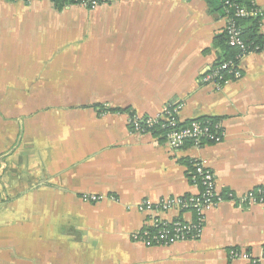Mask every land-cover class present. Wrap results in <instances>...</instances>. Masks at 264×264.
I'll return each instance as SVG.
<instances>
[{
  "label": "crops",
  "instance_id": "obj_1",
  "mask_svg": "<svg viewBox=\"0 0 264 264\" xmlns=\"http://www.w3.org/2000/svg\"><path fill=\"white\" fill-rule=\"evenodd\" d=\"M249 2L263 11L264 37V0ZM221 7L118 0L88 10L0 0V264H243L228 251L264 253L257 205L212 207L200 238L169 247L129 238L148 226L140 202L198 194L192 159L213 172L220 194L264 185V50L241 61L239 80H201L222 60ZM175 104L179 123L211 118L223 141L173 151L161 135L126 124L127 111L147 117ZM103 106L119 112L101 114Z\"/></svg>",
  "mask_w": 264,
  "mask_h": 264
},
{
  "label": "built area",
  "instance_id": "obj_2",
  "mask_svg": "<svg viewBox=\"0 0 264 264\" xmlns=\"http://www.w3.org/2000/svg\"><path fill=\"white\" fill-rule=\"evenodd\" d=\"M13 3H31L42 0H7ZM54 1V0H51ZM61 1V0H58ZM118 0H83L78 6L88 10H94L99 5L112 3ZM227 10L234 9L233 15L227 18L225 33L227 45L235 50L232 59L222 61L210 67L202 76L203 83L216 87L225 85L231 81L239 80L240 63L247 55L264 50L263 46H251L241 37V29L234 18L253 17L262 18L263 11L251 4L249 9L234 7L228 1L224 2ZM182 106L179 104L167 105L160 113L140 117L132 111L126 112V124L131 133L138 135H152L163 131V139L167 147L173 151L182 149L187 143L200 148L203 144H219L223 141L224 131L219 122L210 118L195 119L187 123H179L177 115ZM109 107L99 108L101 114L108 113ZM190 182L199 189L198 194L170 197L156 202L142 201L136 209L140 213H148V226L129 235L130 241L144 247H169L177 243L196 240L202 235L205 212L221 203H231L239 207L257 205L264 210V185L258 186L241 195L232 192L220 194L215 188L213 172L197 159L189 161ZM85 201L97 202L103 199L101 196L84 195ZM192 212L193 219L189 221L180 218L170 220L161 215L170 212ZM229 261H238L243 264H264V253L254 256L251 253L231 249L227 253Z\"/></svg>",
  "mask_w": 264,
  "mask_h": 264
},
{
  "label": "trees",
  "instance_id": "obj_3",
  "mask_svg": "<svg viewBox=\"0 0 264 264\" xmlns=\"http://www.w3.org/2000/svg\"><path fill=\"white\" fill-rule=\"evenodd\" d=\"M81 1L83 0H61V1L54 0L53 2L56 7L60 8L65 5H79ZM225 1H228L234 7L240 6V7H245L246 9H249L251 6V3L249 2V0H222L221 8L222 9L224 8L227 18L233 15L234 9L227 10V7L224 5ZM234 21L236 22L238 27H240L241 37L246 44L251 45V46H259V47H262L264 45V37L262 35H259L258 33V30L260 27V18L241 17V18H234ZM215 45L221 48L222 50V55H221L222 60H220L218 63L232 59L234 57V54L236 52L233 48H230L227 45V35L225 31L222 35L218 36L215 39ZM108 111L117 112L118 110L109 109ZM155 134L161 135L163 138V135H162L163 131H158ZM188 165H189V161H188Z\"/></svg>",
  "mask_w": 264,
  "mask_h": 264
}]
</instances>
